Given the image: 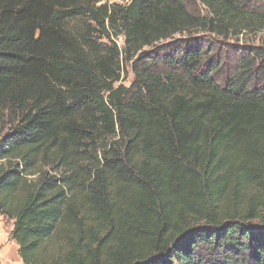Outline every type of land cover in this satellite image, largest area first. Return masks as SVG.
<instances>
[{"label":"trees","instance_id":"16d2710c","mask_svg":"<svg viewBox=\"0 0 264 264\" xmlns=\"http://www.w3.org/2000/svg\"><path fill=\"white\" fill-rule=\"evenodd\" d=\"M248 33L264 0H0V216L22 264H264V46L224 71L192 36Z\"/></svg>","mask_w":264,"mask_h":264},{"label":"rangeland","instance_id":"374dc122","mask_svg":"<svg viewBox=\"0 0 264 264\" xmlns=\"http://www.w3.org/2000/svg\"><path fill=\"white\" fill-rule=\"evenodd\" d=\"M109 4L126 5L130 0H106ZM193 38L200 37L204 42L210 43L214 48V57H221L223 62L222 69L225 71L231 62L235 59V54L243 47H262L264 46V36L262 33H248L242 34L238 37H231L229 39L216 38L208 35L195 34ZM176 39L180 36L175 37ZM118 45L122 46L123 39L119 38ZM149 51V49H145ZM133 81V75L130 70V64H124L120 84L124 87H129ZM6 131L1 132V136ZM264 218V211H262ZM12 221H8L0 216V264H22L18 255V247L10 237L12 230ZM253 224H258L256 221Z\"/></svg>","mask_w":264,"mask_h":264}]
</instances>
